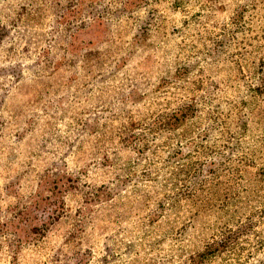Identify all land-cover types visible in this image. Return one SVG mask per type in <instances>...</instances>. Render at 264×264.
Returning a JSON list of instances; mask_svg holds the SVG:
<instances>
[{"label":"rangeland","instance_id":"obj_1","mask_svg":"<svg viewBox=\"0 0 264 264\" xmlns=\"http://www.w3.org/2000/svg\"><path fill=\"white\" fill-rule=\"evenodd\" d=\"M0 264H264V0H0Z\"/></svg>","mask_w":264,"mask_h":264}]
</instances>
